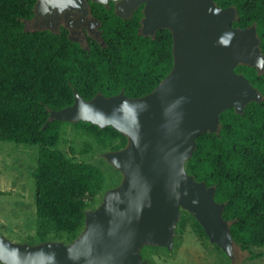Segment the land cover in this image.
Here are the masks:
<instances>
[{
    "label": "trees",
    "instance_id": "16d2710c",
    "mask_svg": "<svg viewBox=\"0 0 264 264\" xmlns=\"http://www.w3.org/2000/svg\"><path fill=\"white\" fill-rule=\"evenodd\" d=\"M37 1L0 0V141L38 145L32 172L37 243L54 241L62 234L69 236L70 243L85 223L87 203L78 195L100 193L106 176L100 167L72 161L57 148L64 126L73 125L92 139L85 142L82 153L92 151L94 144L118 150L127 139L111 126L52 120L50 113L72 105L74 91L85 100L122 91L132 98L152 92L172 70L173 37L166 28L154 36L139 33L144 5L122 18L115 13L114 1L103 5L87 0L100 22L101 42L91 40L82 46L64 29L27 30ZM214 2L235 8L233 27L255 26L264 56V0ZM235 72L243 74L263 99L248 103L242 113L224 110L220 131L197 137L185 168L197 181L215 187L216 201L225 203L223 217L230 224L234 245L251 252L264 248V73L246 64L236 66ZM185 223L200 239L209 240L199 222L181 210L177 226ZM146 248L164 247H143L144 258Z\"/></svg>",
    "mask_w": 264,
    "mask_h": 264
},
{
    "label": "water",
    "instance_id": "95a60500",
    "mask_svg": "<svg viewBox=\"0 0 264 264\" xmlns=\"http://www.w3.org/2000/svg\"><path fill=\"white\" fill-rule=\"evenodd\" d=\"M115 2V13L129 18L141 5L139 33L154 36L169 29L173 67L144 96L97 94L85 100L74 91V102L51 111L52 120L111 126L127 139L118 150L104 153L122 174L120 183L104 194L101 204L85 211V223L70 243L13 242L0 234L2 264H149L145 246L171 250L181 210L203 227L209 242L228 257L234 255L225 203L215 187L188 174L185 165L197 137L220 131V114L229 108L242 113L262 94L235 67L246 64L264 73V56L255 26L233 27L234 7L214 0H92ZM86 0H38L36 10H86Z\"/></svg>",
    "mask_w": 264,
    "mask_h": 264
},
{
    "label": "rangeland",
    "instance_id": "374dc122",
    "mask_svg": "<svg viewBox=\"0 0 264 264\" xmlns=\"http://www.w3.org/2000/svg\"><path fill=\"white\" fill-rule=\"evenodd\" d=\"M26 27L35 30L30 23ZM87 141L92 139L67 124L57 148L72 161L96 165L105 173L106 182L100 193L78 195L87 203V209L94 210L101 204L105 192L120 183L122 174L104 157L109 148L94 144L92 151L82 153ZM37 160L38 145L0 141V234L13 242L37 243L36 185L32 177ZM55 240L68 243L69 236L62 234L55 236ZM144 256L153 264H264L263 247L249 252L234 246V255L230 258L217 245L200 239L189 223L176 227L171 250L146 248Z\"/></svg>",
    "mask_w": 264,
    "mask_h": 264
},
{
    "label": "flooded vegetation",
    "instance_id": "af4514ba",
    "mask_svg": "<svg viewBox=\"0 0 264 264\" xmlns=\"http://www.w3.org/2000/svg\"><path fill=\"white\" fill-rule=\"evenodd\" d=\"M85 7L86 10H74L66 7L47 11L36 10L34 18L26 22V25L30 23L35 30H49L55 33L64 29L70 39L82 46L89 45L91 40L101 42L100 22L92 15L87 0Z\"/></svg>",
    "mask_w": 264,
    "mask_h": 264
}]
</instances>
